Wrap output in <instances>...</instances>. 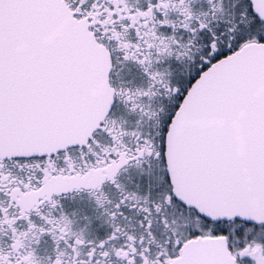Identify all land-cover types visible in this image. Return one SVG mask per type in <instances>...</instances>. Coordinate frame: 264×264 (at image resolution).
<instances>
[{"label": "snow or ice", "instance_id": "1", "mask_svg": "<svg viewBox=\"0 0 264 264\" xmlns=\"http://www.w3.org/2000/svg\"><path fill=\"white\" fill-rule=\"evenodd\" d=\"M0 264H264V0H0Z\"/></svg>", "mask_w": 264, "mask_h": 264}]
</instances>
